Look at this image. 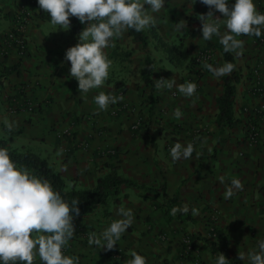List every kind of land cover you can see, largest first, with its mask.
<instances>
[{
  "label": "crops",
  "instance_id": "crops-1",
  "mask_svg": "<svg viewBox=\"0 0 264 264\" xmlns=\"http://www.w3.org/2000/svg\"><path fill=\"white\" fill-rule=\"evenodd\" d=\"M194 2L191 0L190 6L189 0H165V8L150 13L156 26L141 31V40L130 29L115 39L114 47L104 49L112 61L109 77L102 88L88 93L85 99L78 91V81L69 75L70 63L64 61L66 49L78 42L85 25L70 17L71 28L59 29L35 0H0V137L11 147L47 160L70 186L93 189L99 178L110 175L115 167L122 177L153 187L161 194L151 200L137 189L123 187L107 204L76 217L75 236L65 247L68 256L79 257L80 264H126L133 249L146 258V264H215L211 250L199 238L207 236L208 220L213 217H217L216 228L222 233L214 241L228 260L249 264L248 252L258 250V241L264 239V115L259 144L248 145L244 140L250 113L242 109L260 101L251 95L248 79L255 68L264 75V44H258L253 36H241L238 39L244 41L243 54L229 53L237 73L234 106L238 122L233 127L222 129L218 123V96L225 89V78L232 73L217 79L205 70L199 93L190 98L176 88L158 91L155 87V79L161 77L172 78L177 84L188 81L195 69L192 59L205 45L214 51L215 66L228 62L218 37L202 39L198 15L209 9L200 0ZM234 3L228 0L230 7ZM254 3L264 13V0ZM20 16L25 19L23 53L9 37ZM180 19L187 22V27L176 32L174 25ZM77 25H81L80 31L75 30ZM224 30L222 27L221 32ZM147 60L154 66L150 81L144 77ZM99 91L123 95L124 99L97 114L93 96ZM18 96L28 107L18 106L14 111L11 104ZM143 100L144 105L148 100L150 107H165L166 116L163 119L144 109L151 122L134 134L131 124L136 113H119L115 107L124 101L141 107ZM176 108L182 111L180 119L174 117ZM5 121L13 125L11 132ZM195 128H206L207 133L195 138L191 136ZM79 139L87 143L86 149L79 146ZM176 142L194 144L191 160L173 162L168 148ZM108 148H114L116 153L105 155L102 151ZM221 176L225 178L223 184L219 182ZM232 179H239L243 190L225 200L223 193ZM174 197L178 206L187 203L190 211L170 219L164 206L155 204ZM120 207L132 210L134 222L115 248L104 251L89 246V233H99L110 225L118 218ZM193 207L198 209V215L191 213ZM159 232L166 233L169 239L160 240ZM187 232L194 243L191 248L181 242ZM117 250L123 252L120 260L110 256ZM239 252L245 254V259L239 258ZM34 264H42L38 255Z\"/></svg>",
  "mask_w": 264,
  "mask_h": 264
},
{
  "label": "clouds",
  "instance_id": "clouds-1",
  "mask_svg": "<svg viewBox=\"0 0 264 264\" xmlns=\"http://www.w3.org/2000/svg\"><path fill=\"white\" fill-rule=\"evenodd\" d=\"M200 3L209 9L207 13L198 15L202 39L209 41L213 36L218 37L225 53L241 56L244 41L238 37L260 38L264 31V13L257 10L254 0H235L231 7L228 0H200ZM189 4L193 5L191 0ZM38 7L59 29L71 28L70 17H76L85 25L78 34V42L66 49L64 61L70 63L69 75L78 81V91L86 99L88 93L102 88L109 77L112 61L104 49L114 47L113 41L129 29L139 33L155 27L156 19L150 13H158L165 8V0H38ZM217 12L221 15L217 16ZM184 27H187V22L180 19L175 22L174 31L179 32ZM222 27L225 29L223 32ZM201 63L217 79L230 75L236 67L232 62L214 66L206 59ZM155 87L158 91L176 88L184 97L190 98L194 96L197 84L191 81L177 84L172 78L161 77L155 79ZM123 99V95L117 97L104 91L93 96L97 114ZM174 117H182L180 108L174 110ZM5 125L11 132L13 125L7 121ZM194 151L192 142L186 145L176 142L170 149V156L173 162L191 160ZM219 182L223 184L225 178L219 177ZM242 190V182L232 179L223 193L224 199L229 200L236 191ZM79 202L73 199L70 206L47 179L32 174L24 166L18 167L7 148L0 147V262L34 264L38 255L42 264H80L78 256H68L62 251L75 236L73 220L74 216L80 215ZM189 211V205L184 203L182 207L173 206L170 215H187ZM191 213L198 215V209L191 208ZM117 216L101 232L89 233V246L95 245L104 251L115 248L134 222L131 209L120 207ZM238 255L241 260L245 259L243 252ZM130 257L126 264H146V258L134 249L130 250ZM247 259L249 264H264V239L258 241V250L248 252ZM215 264H228L224 253L219 252Z\"/></svg>",
  "mask_w": 264,
  "mask_h": 264
},
{
  "label": "trees",
  "instance_id": "trees-1",
  "mask_svg": "<svg viewBox=\"0 0 264 264\" xmlns=\"http://www.w3.org/2000/svg\"><path fill=\"white\" fill-rule=\"evenodd\" d=\"M37 0H35L36 2ZM36 4V3H35ZM77 31L82 29L81 25L76 26ZM131 33L136 36L138 39H142V32H136L135 30L130 29ZM209 47V45H205ZM226 59L228 62H232L233 58L231 54L225 53ZM192 66L196 67L197 63L193 58ZM153 64L150 60L146 62V70L144 77L146 81H150L153 74ZM253 71V70H252ZM193 72L199 73L198 70L193 69ZM192 72V73H193ZM252 73V72H251ZM251 76V74H250ZM237 81V73L233 71L232 74L225 78V89L218 96L219 103V113H218V123L221 128L229 126L233 127L238 120L235 117V106H234V94H235V82ZM11 104V106H21L24 102V98L18 96ZM257 120V119H256ZM254 120V122L256 121ZM0 147L7 148L11 159L17 163V166L26 167L32 174L42 178L47 179L52 185L55 191H58L62 198L69 203L71 206V201L77 199L79 202L78 207L80 209V215H85L93 212L97 206L105 205L109 199L113 196H117L123 189V187H131L141 191L142 195L150 198L151 200H156L161 194L153 187L146 186L144 184H139L133 180L127 179L119 175L115 167H113L112 173L106 177L99 178L98 184L95 188H79L75 185L69 186L66 179L60 172H56L48 163L47 160L40 157L39 155L31 151H21L18 148L11 147L8 145V142L0 137ZM165 191V185L163 187ZM177 197L172 198L171 200L163 199L160 204H155L157 207H160L161 204L166 209L169 214V218H174L170 215V210L173 206H178ZM116 201L119 202V199L116 198ZM182 215L178 213L175 217ZM78 216H74V220ZM82 229L84 227L82 226ZM216 235L220 237L221 232L215 230ZM199 238L203 241L205 247H208L212 252L213 260L215 261L219 255V243L217 241L211 240L208 236L200 235ZM111 258L116 259L114 253H110ZM120 260V259H119ZM19 264V262H18ZM228 264H246L240 260H228Z\"/></svg>",
  "mask_w": 264,
  "mask_h": 264
},
{
  "label": "built area",
  "instance_id": "built-area-1",
  "mask_svg": "<svg viewBox=\"0 0 264 264\" xmlns=\"http://www.w3.org/2000/svg\"><path fill=\"white\" fill-rule=\"evenodd\" d=\"M36 5L38 6V0L35 2ZM43 12V10H41ZM45 13V12H44ZM47 14V13H46ZM24 32H25V19L23 16H20L18 21L15 23V26L12 28L11 32L9 33L10 39H13L15 43L17 44L18 48L20 51L23 53L25 51V39H24ZM255 38V41L258 44L263 45L264 44V32L262 31V35L260 38ZM206 59L208 63L213 64L214 66L216 65L215 63V57H214V51L210 47H200L194 56V60L197 63V66L195 67V70H198L199 73L193 72L192 77L195 80V83L200 86L201 84V79H202V74L205 73L204 71L206 69L203 68L201 61ZM248 84H249V89L250 93L253 97L261 99V97L264 95V75L262 70L259 68H255L251 76H249L248 79ZM20 107V106H19ZM28 107V104L26 102H23L21 105V108L25 109ZM12 110L18 109V106H12ZM245 111L250 112V121L248 123L247 127V134H246V143L250 145H255L259 141L260 138V130H259V120L264 112V102L260 100L256 104H248L243 107ZM257 119V120H256ZM254 120H256L254 122ZM142 125V119L137 118L136 122L134 124V128H140ZM65 134H70V132L65 131ZM80 145H83L82 143ZM108 153H114V150H107ZM217 215V214H215ZM217 218V217H214ZM162 241L168 240V236L166 234L160 235L159 236ZM184 241L188 243V247L191 245L189 244L191 242V238L187 236ZM191 248V247H190ZM65 255H68V248L64 247L62 249ZM114 256L118 259H121L123 256L122 250H117L114 253Z\"/></svg>",
  "mask_w": 264,
  "mask_h": 264
},
{
  "label": "rangeland",
  "instance_id": "rangeland-1",
  "mask_svg": "<svg viewBox=\"0 0 264 264\" xmlns=\"http://www.w3.org/2000/svg\"><path fill=\"white\" fill-rule=\"evenodd\" d=\"M192 62H193V59H192ZM191 62V63H192ZM193 65V64H192ZM191 65V66H192ZM154 67V66H153ZM153 75V74H152ZM188 81H191V82H194L195 83V80L193 79V77L190 75L189 77H188V79H187ZM201 88H200V86H198L197 85V89H196V92L195 93H199V90H200ZM261 99L263 100V102H264V95L261 97ZM260 99V100H261ZM144 101L145 100H143L142 101V104H140V106L141 107H137V106H135V105H131V104H128V103H126V101H124V102H121L120 104H118V106H116L115 108L118 110V112L119 113H123V112H126V111H131L132 113H136V117H135V119H134V121H133V123L131 124V133H134V134H136V133H139V132H142L141 131V129H143L144 128V126H146V124H147V122H151V121H149V119H147V117H146V115H144V113H145V111H144V109H148V110H150L151 112H153V113H157L158 114V116L160 117H162L163 119L165 118V116H166V108L165 107H162V106H159L158 104H153L151 107H150V102L148 103V100H146L147 101V104L146 105H144L143 103H144ZM160 104V103H159ZM244 107V106H243ZM242 107V109H243V111L244 112H247V113H250V112H248V111H245L244 110V108ZM120 110V111H119ZM263 115H264V112H263V114H262V116H261V118H260V120H259V130H260V138H259V141L257 142V144H259V142H260V140H261V128H260V121H261V119H262V117H263ZM158 116H154V117H156V118H159ZM137 118H141L142 119V125L140 126V128H134L133 126H134V124H135V122H136V119ZM160 119V118H159ZM250 119H251V117L249 118V121H250ZM156 121H158V120H156ZM249 123V122H248ZM247 127H248V125H247ZM204 132L205 133H207V129L205 128V130H201V129H193L192 131H191V133H192V135L191 136H194L195 138H199L201 135H203L204 134ZM246 134H247V128H246ZM71 134H73V131L71 132ZM71 136V135H70ZM125 138V137H124ZM245 138H246V136H245ZM125 140H127V138H125ZM244 142H245V144H247L246 143V140H244ZM79 143L81 144H83V145H79L81 148H84V149H86L87 148V143H85V142H83L82 140H80L79 139ZM175 143H173V144H171V146H170V148H168L169 150L171 149V147L174 145ZM248 145H250V144H248ZM256 145V144H255ZM21 151H26V150H23L22 148L20 149ZM107 150H114V153H108L107 152ZM102 152H104V154L105 155H113V154H115L116 153V150L114 149V148H108V149H105V150H103ZM70 186V185H69ZM213 217V216H212ZM215 220H217V218H212V219H210V220H208V222H209V226L207 227V232L205 233L211 240H213L214 241V239H216L217 238V235H216V232H215V230H217V228H216V223L217 222H215ZM163 234H166V233H163V232H159V234H158V237L160 236V235H163ZM167 235V234H166ZM157 236V235H156ZM168 236V235H167ZM187 236H189L190 238H191V242L189 243L190 245H192V244H194L193 243V241H192V236H191V233H189V232H187V234L185 235V236H183L182 237V244H184V247L188 244V243H186L185 241H184V239L187 237ZM159 239H160V237H159ZM169 239V238H168ZM161 240V239H160ZM188 246V245H187ZM183 247V248H184ZM220 250L221 251H223L224 250V246H223V248H220Z\"/></svg>",
  "mask_w": 264,
  "mask_h": 264
}]
</instances>
